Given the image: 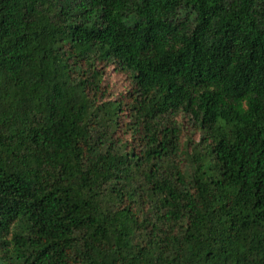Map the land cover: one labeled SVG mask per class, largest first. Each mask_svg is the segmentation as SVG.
Returning <instances> with one entry per match:
<instances>
[{
	"label": "trees",
	"instance_id": "obj_1",
	"mask_svg": "<svg viewBox=\"0 0 264 264\" xmlns=\"http://www.w3.org/2000/svg\"><path fill=\"white\" fill-rule=\"evenodd\" d=\"M0 264H264V0H0Z\"/></svg>",
	"mask_w": 264,
	"mask_h": 264
}]
</instances>
